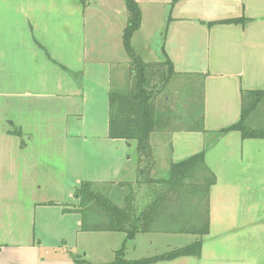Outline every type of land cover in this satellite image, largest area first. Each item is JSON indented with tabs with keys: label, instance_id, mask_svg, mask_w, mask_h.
I'll return each mask as SVG.
<instances>
[{
	"label": "crops",
	"instance_id": "crops-1",
	"mask_svg": "<svg viewBox=\"0 0 264 264\" xmlns=\"http://www.w3.org/2000/svg\"><path fill=\"white\" fill-rule=\"evenodd\" d=\"M136 1L142 19L134 35L142 29L145 14L149 17L151 12L143 10L141 0ZM179 1L172 6L177 7ZM238 1L242 15L232 17L243 16L244 24H209L232 17L196 19L202 34H194L192 24L182 26L177 34H167L161 47L176 72L202 77L203 125L211 133L239 119L241 89H264V0ZM81 2L0 0V23L15 21L14 36L0 34V264H76L72 255L103 263L114 258L125 239L122 231L79 229L81 214L70 209L77 204L74 190L81 181H132L137 158L134 140L108 137L111 66L85 71L89 50L102 54L103 42L89 47L85 34H62L60 28L56 30L60 34H46V24L53 17L61 22L63 15L79 16ZM9 37L10 41H2ZM189 49L194 53L203 50V68H185L192 64L189 59L178 67L172 52L185 55ZM93 83L104 91L100 103L105 107L99 121L98 99L93 105L86 103L94 95ZM92 109L88 121L83 119ZM14 128L20 133L9 132ZM182 132L201 134L185 130L151 133L153 174H158L162 161L157 141L168 135L173 150ZM190 141L185 138L184 149L191 147ZM218 143L222 147L217 169ZM197 146L185 157L205 148V162L217 179L210 190V226L203 236L201 255L154 264H264V138L242 139L238 131H229L207 147L199 138ZM131 240L125 243L124 256L144 257L134 250L138 243L128 245ZM160 248L152 246L145 256L174 247Z\"/></svg>",
	"mask_w": 264,
	"mask_h": 264
},
{
	"label": "trees",
	"instance_id": "trees-1",
	"mask_svg": "<svg viewBox=\"0 0 264 264\" xmlns=\"http://www.w3.org/2000/svg\"><path fill=\"white\" fill-rule=\"evenodd\" d=\"M177 0H172L175 3ZM127 10L122 34L123 48L129 59L128 85L124 90L108 91V137L134 140L137 152L134 182L116 184L83 180L74 190L77 204L70 208L81 214L79 229L83 231H122L125 239L111 261L93 263L72 255L76 264H154L180 256L201 254L202 241L136 259L124 256L125 243L140 233H191L204 235L210 226V190L216 175L205 162V148L169 165L166 178L153 176L154 161L150 135L154 131H200L203 125V87L192 90L186 83L181 93L170 95L168 87L176 72L162 49L163 59L145 61L131 40L141 25V9L136 0H124ZM243 16L211 21L212 23L244 24ZM264 101V89L240 91L239 119L216 132L214 143L229 131H238L244 138H264L262 127H253L257 111ZM10 133H20L14 128ZM143 192V193H142ZM147 202V203H146Z\"/></svg>",
	"mask_w": 264,
	"mask_h": 264
},
{
	"label": "rangeland",
	"instance_id": "rangeland-1",
	"mask_svg": "<svg viewBox=\"0 0 264 264\" xmlns=\"http://www.w3.org/2000/svg\"><path fill=\"white\" fill-rule=\"evenodd\" d=\"M171 1L172 0H158L157 3L152 4L149 3L148 0H141L143 10L146 12L148 8L151 12L149 13V17H147L145 14L142 29L138 31L136 35H134L132 45L137 53L140 54V57L145 61H159L163 59L161 47H163V45L165 44L167 34H177L176 31H180L183 29L182 26L187 28V25L192 24L193 27L190 28L192 32L194 34H202V32L200 31L201 28L199 27L196 19L209 20L214 18H225L242 15L241 11L238 8L240 2L238 0H180L177 7H173ZM148 4H150V8ZM169 18L177 19H174V22H169ZM54 19L56 18L53 17L52 22L46 24V28H48L46 34H60L59 32H56V30L60 28L62 30V34H85L87 46L89 47L92 45L94 46L95 42L102 41V54H95L97 51L94 52L89 50V53L86 55V60L89 62L85 63V71H92L97 66L102 68L107 65L111 66L110 71L113 76V82L110 88L113 87L119 90H124L127 88L129 59L122 49L121 44V27L125 25L127 19V10L125 8L123 0H83V2H81V12L79 13V16H73L72 14L68 16L63 15L61 22H59L57 19V21ZM0 34H11V36H14L15 21L8 24L0 23ZM10 38L11 37L5 38L2 41H10ZM136 41H138L139 44ZM50 47L53 50L54 44L50 43ZM111 49L113 51L112 54L106 53L107 50ZM172 53L175 58L177 57L176 62L177 65H179L178 67H184L185 63L183 62L185 59H189V64L192 63L190 67L185 66V68L200 69L204 67V65H201L202 60H204V52L202 49L199 50V52L197 50L195 53L194 50L192 52L191 49H189L188 53L185 55L183 53L177 54L176 51ZM92 62H96L100 65H94L92 64ZM114 77H117V79H114ZM94 80L96 81V79ZM84 82H86V80H84ZM183 83H186V86H189L192 90L197 91L200 89V86L202 84V77L196 73H179L172 79L170 86L168 87V90L172 89L170 90V95L175 96V91L178 90V88L179 93H181L179 86ZM102 87L103 86L99 84L97 85L96 83H93L91 90L94 95L91 96V99L88 98L86 100V103L88 105H93V100L98 99L99 106L98 110L96 109L98 121L99 118L103 116L105 107L100 103L101 96H103L101 95V93L104 92L103 90H101ZM263 107L264 103L260 105V108L256 113V116L258 115L259 119L257 118L256 120L250 121L251 126L262 127L264 129ZM91 113L94 114V109L88 112L87 117L83 116V119L88 121ZM68 120H71V118L69 117ZM200 133L201 134H188L182 132L177 134V138L184 137V139L182 140L176 138L173 142V150L171 146V140L168 139V135H162V138L157 141V143H159L158 147H160L162 160L161 165L158 166V169L160 171L158 172V174H153V176L166 178L169 173V163L171 162V160H180L185 157L188 152L193 151L194 149H199V146H197L199 138L204 141L210 142V139L213 136L211 135V132ZM84 137L82 136L80 138L83 139ZM186 137L191 138V141L189 142V144H191V147H187L186 149H184ZM75 141L70 140V142ZM150 142L155 143L153 137L151 138ZM215 145L216 144H214L213 147ZM221 147L222 144L219 145L218 143L217 147L215 148L217 152L215 153L214 158L217 160L215 162L217 165V169L219 165L218 159ZM131 152L134 156V151H130V153ZM134 178L135 177L133 176V180L131 182H134ZM124 180H129V178H125ZM204 235H196L191 233L160 232L140 233L136 235V237L132 239L128 245L133 246L134 244L138 243V246L134 249L136 251V254L145 256L150 251L152 246H156L158 249L160 247H162V249H165L167 245H171L175 248L191 243L197 239H200L203 242ZM150 241H153L152 245H148V242ZM86 245L87 244L85 241V246ZM87 247H89V245ZM132 250L133 247H131V253H133Z\"/></svg>",
	"mask_w": 264,
	"mask_h": 264
}]
</instances>
